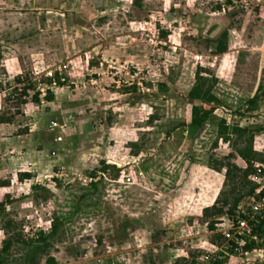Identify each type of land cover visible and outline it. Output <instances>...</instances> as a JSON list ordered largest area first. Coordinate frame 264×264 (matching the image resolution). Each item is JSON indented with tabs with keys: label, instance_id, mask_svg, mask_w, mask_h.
<instances>
[{
	"label": "rangeland",
	"instance_id": "rangeland-1",
	"mask_svg": "<svg viewBox=\"0 0 264 264\" xmlns=\"http://www.w3.org/2000/svg\"><path fill=\"white\" fill-rule=\"evenodd\" d=\"M260 85L264 0H0V264H264Z\"/></svg>",
	"mask_w": 264,
	"mask_h": 264
},
{
	"label": "trees",
	"instance_id": "trees-1",
	"mask_svg": "<svg viewBox=\"0 0 264 264\" xmlns=\"http://www.w3.org/2000/svg\"><path fill=\"white\" fill-rule=\"evenodd\" d=\"M235 1H241V0H235ZM226 38H227V34L223 33L219 37V39L216 41V44H217L216 45V53L221 54V53H224L226 51ZM198 79L200 81H203V83L200 82L199 84H196L190 90V92L188 93V97L191 100L199 101V102L205 103V104H207V103H210V104L211 103H218V100L214 96H212L210 88H207V89L203 90L204 81L205 80L201 79V78H198ZM261 97L262 98L264 97V91H263V89L261 88V85H260L258 87L256 93L254 94V96L250 100L247 101V105L252 107V109H254L256 107V105H257L258 100L261 99ZM199 111H200V116L198 117L197 115H198ZM213 111H214V108H210V109L205 110V109L199 108L197 106H192V108H191L192 123L191 124L195 125V126H197V125L200 126L207 119V117L210 114L213 113ZM224 129L225 128L223 127L222 128V132H223ZM226 129L224 131H226ZM237 131H239V130H236V132ZM225 141H227L226 138H225ZM237 154H238L239 158L242 161L245 162V164H246V168L245 169H240L237 166L230 165V164H227L226 166L221 165L220 167H221V169H225L226 178H229L231 172L233 171L234 173L240 175L239 176L240 183L247 182V178L250 175L255 173L254 163L257 162L256 159L259 157V154L252 150L251 144L248 145L247 147H245L242 150H238ZM237 176H235V177L237 178ZM257 187H258L257 185H253L250 188V190H249V192L247 194V197L248 196H253L255 194V191H256ZM260 197L264 198V188L260 192ZM240 200H241V198H237L235 200L234 205H233V209L238 208L237 204L240 203ZM214 208H215L214 206L211 209L207 208V209L204 210V212L208 215V212L210 210H213ZM220 213H221V211H217V212L213 213L212 216L213 215H218ZM242 216H243V214L241 216H239V217H242ZM253 219H254L253 222H249V227L252 229V234L254 235V234H257L258 232H262L264 230V215L263 216H254ZM256 219L260 220V221L256 222ZM234 222H235V225H236L237 221H234ZM210 229L213 230L212 227ZM251 249L252 248L249 247V246H244V248H243L244 251H250ZM213 264H218V263L217 262H213Z\"/></svg>",
	"mask_w": 264,
	"mask_h": 264
},
{
	"label": "built area",
	"instance_id": "built-area-1",
	"mask_svg": "<svg viewBox=\"0 0 264 264\" xmlns=\"http://www.w3.org/2000/svg\"><path fill=\"white\" fill-rule=\"evenodd\" d=\"M52 126L56 127L57 125L53 124ZM257 172H258V174L260 173L259 170ZM251 200H253V199H251ZM251 210H252V213H253L254 216H256V215H258V216L264 215V198L258 196L256 198V200L253 201ZM235 227L240 233L241 232H245L248 229V226H247V223H246L245 219L244 220H238L237 224L235 225Z\"/></svg>",
	"mask_w": 264,
	"mask_h": 264
},
{
	"label": "crops",
	"instance_id": "crops-1",
	"mask_svg": "<svg viewBox=\"0 0 264 264\" xmlns=\"http://www.w3.org/2000/svg\"><path fill=\"white\" fill-rule=\"evenodd\" d=\"M254 152H256V151L254 150ZM256 153H257V152H256ZM243 163H244L245 168H246V164H245L244 161H243ZM255 163H256V162H255ZM255 163H254V165H255ZM260 165H261V163H260ZM245 168H244V169H245ZM258 170L260 171V173H259L260 175L264 173V172H263L262 170H260L259 168L257 169V171H258ZM263 188H264V187H260V186H258L256 190L259 189L260 192H261ZM260 192H259V197H260ZM254 195H255V194H254ZM254 195H253V196H254ZM251 198H252V196H251ZM244 255L247 256V257H250V258L254 257L253 253H249V251H245Z\"/></svg>",
	"mask_w": 264,
	"mask_h": 264
}]
</instances>
